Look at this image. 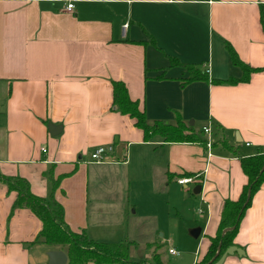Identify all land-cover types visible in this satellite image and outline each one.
I'll list each match as a JSON object with an SVG mask.
<instances>
[{"label":"crops","instance_id":"0c3cea01","mask_svg":"<svg viewBox=\"0 0 264 264\" xmlns=\"http://www.w3.org/2000/svg\"><path fill=\"white\" fill-rule=\"evenodd\" d=\"M228 46L260 70L235 85H181L187 72L170 58L207 64L210 78L241 77ZM114 80L125 84L147 123L190 120L210 148L146 140L112 104ZM50 124L60 131L50 134ZM109 144L108 161H90L94 148ZM257 152L264 153V0H0V173L22 177L33 194L56 201L70 230L131 241L130 258L138 261L149 252L136 251L128 236L164 200L171 214L186 218L192 238L200 230L194 264L225 200H236L246 184L240 159ZM189 176L192 189L177 183ZM15 198L0 181V264H47L49 251L66 254L33 242L42 223L27 208L12 211ZM234 241L244 255H227L223 264H264V182Z\"/></svg>","mask_w":264,"mask_h":264},{"label":"trees","instance_id":"16d2710c","mask_svg":"<svg viewBox=\"0 0 264 264\" xmlns=\"http://www.w3.org/2000/svg\"><path fill=\"white\" fill-rule=\"evenodd\" d=\"M227 50L232 65L242 70L241 77L230 76L223 80L210 78L207 64H182L175 58H170V65H178L186 70L187 75L181 82L182 86L197 81L235 85L247 82L251 73L260 70V68L242 62L230 46L227 47ZM157 78H162V75L157 76ZM112 101L118 112L134 119L135 126L143 131L146 140L153 136H160L166 142H199L206 145V140H202L199 134L194 132L193 128L184 123L180 117L177 118L175 125L163 121L147 123L144 111L138 107L137 101L130 99L127 88L122 81H112ZM263 164L264 153L257 152L240 159L242 172L247 178L246 184L236 200H225L217 230L214 235L207 236V249L194 264H212V259L218 248H220L221 254L229 246L236 245L234 238L240 222L250 207L254 194L264 182V169L261 170ZM0 181L7 185L9 191L16 192L12 211L18 207L27 208L40 219L42 228L33 242L64 248L67 255L66 264H87L88 262L94 264H165L160 260L159 255L154 254L152 260L144 258L133 261L130 258L131 241L116 243L97 241L89 238L84 231L70 230L63 219L61 206L52 198L33 194L26 179L0 173ZM53 185L56 186V181L53 182ZM224 229L227 230L222 233ZM156 247L160 248L161 245Z\"/></svg>","mask_w":264,"mask_h":264},{"label":"rangeland","instance_id":"374dc122","mask_svg":"<svg viewBox=\"0 0 264 264\" xmlns=\"http://www.w3.org/2000/svg\"><path fill=\"white\" fill-rule=\"evenodd\" d=\"M199 124V122H197ZM187 125H192V122L187 121ZM199 128L200 126L197 125ZM195 130H199L195 126ZM193 184L190 183L188 188L192 189ZM154 212V217L148 216L143 220L144 223L138 227L137 232L128 236L129 239L135 241L134 248L136 251H148L149 256L147 259L152 260V255H159L160 260L163 263L168 264H192L195 259L197 244L199 247L200 237L195 239L189 235L190 227L187 226L186 218H179L175 215V212H170L169 207L165 204V201L161 203V206L157 207ZM170 212V213H169ZM182 219V220H181ZM188 227V228H187ZM145 242L161 243V247L157 248L156 245H147L144 249ZM169 246L175 248L178 255H172L167 252ZM144 257V256H143ZM144 259V258H143ZM165 263V264H166Z\"/></svg>","mask_w":264,"mask_h":264},{"label":"water","instance_id":"95a60500","mask_svg":"<svg viewBox=\"0 0 264 264\" xmlns=\"http://www.w3.org/2000/svg\"><path fill=\"white\" fill-rule=\"evenodd\" d=\"M50 134L55 135L60 131V126H55L50 124L49 125ZM264 169V164L261 170ZM201 191V185L198 184L193 188V193L198 194ZM249 195V192H248ZM227 229H224L222 233H224ZM200 230L195 229L192 231V235L197 237ZM236 253L237 255H244V251L237 247L236 245L229 246L220 254V248H218L214 258L212 259V264H223V261L227 255H232ZM48 262L47 264H66L67 262V255L62 250H52L47 253Z\"/></svg>","mask_w":264,"mask_h":264},{"label":"built area","instance_id":"2783aa9c","mask_svg":"<svg viewBox=\"0 0 264 264\" xmlns=\"http://www.w3.org/2000/svg\"><path fill=\"white\" fill-rule=\"evenodd\" d=\"M215 0H205V2L207 3H212L214 2ZM73 8V2H69L67 5H66V10L68 11H71ZM128 27V24L125 22L123 25H122V31L123 33L126 32V29ZM203 133L210 136L211 134V129L210 127L206 126V127H203L202 129ZM211 141L208 139L206 141V146H207V149L210 148L211 146ZM248 145V143L246 144ZM42 151H45V148H42ZM113 152V145H100V146H97L96 148H94L91 153H90V161L91 162H94V163H102V162H106L108 161V158L110 156V154ZM194 182V178L193 177H183V178H180L177 180V183L180 184V185H185V184H188V183H193ZM199 214H202L204 213L203 212V209L199 208L198 211H197ZM168 252L172 255H176L177 252L173 249V248H169L168 249Z\"/></svg>","mask_w":264,"mask_h":264}]
</instances>
